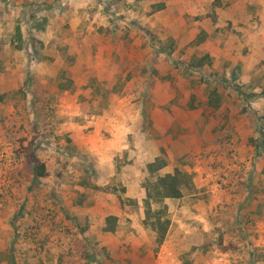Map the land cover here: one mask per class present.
<instances>
[{"label": "rangeland", "instance_id": "374dc122", "mask_svg": "<svg viewBox=\"0 0 264 264\" xmlns=\"http://www.w3.org/2000/svg\"><path fill=\"white\" fill-rule=\"evenodd\" d=\"M0 264H264V0H0Z\"/></svg>", "mask_w": 264, "mask_h": 264}, {"label": "trees", "instance_id": "16d2710c", "mask_svg": "<svg viewBox=\"0 0 264 264\" xmlns=\"http://www.w3.org/2000/svg\"><path fill=\"white\" fill-rule=\"evenodd\" d=\"M151 165H149V168ZM161 168V167H159ZM42 175V173H41ZM181 177L182 174L179 171H175L173 174H165L157 179V191L160 197L162 198H173L177 199L181 197ZM115 217H108V225L110 226V230L113 229ZM164 224L159 223V227L162 230L157 236L158 243H160L164 238Z\"/></svg>", "mask_w": 264, "mask_h": 264}]
</instances>
